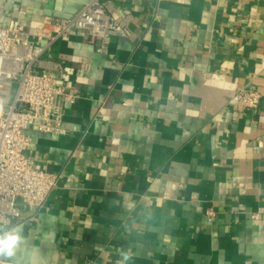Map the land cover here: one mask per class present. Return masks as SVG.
I'll use <instances>...</instances> for the list:
<instances>
[{
    "label": "crops",
    "instance_id": "crops-1",
    "mask_svg": "<svg viewBox=\"0 0 264 264\" xmlns=\"http://www.w3.org/2000/svg\"><path fill=\"white\" fill-rule=\"evenodd\" d=\"M55 1L0 0L67 94L63 133L25 132L59 180L39 211L18 200L8 264H264V0H110L131 35L106 52L82 30L52 41Z\"/></svg>",
    "mask_w": 264,
    "mask_h": 264
},
{
    "label": "built area",
    "instance_id": "built-area-1",
    "mask_svg": "<svg viewBox=\"0 0 264 264\" xmlns=\"http://www.w3.org/2000/svg\"><path fill=\"white\" fill-rule=\"evenodd\" d=\"M131 16L117 20L110 0H91L72 19H55L56 36L52 41L75 30L88 34L92 45L107 51L113 36L131 35ZM45 47H37L21 23L12 19L6 26L0 21V227L11 228L25 223L18 200L32 211H39L56 188L59 177L37 169L27 155L30 127L44 133H63L65 86L45 69ZM36 69L41 72L37 73ZM14 93V100L10 101ZM247 110L259 108L262 95L250 88L236 95ZM209 222L216 212H206Z\"/></svg>",
    "mask_w": 264,
    "mask_h": 264
},
{
    "label": "clouds",
    "instance_id": "clouds-1",
    "mask_svg": "<svg viewBox=\"0 0 264 264\" xmlns=\"http://www.w3.org/2000/svg\"><path fill=\"white\" fill-rule=\"evenodd\" d=\"M25 243L23 225H15L11 228L0 227V264H8V262L12 261L18 250ZM121 255L125 264L131 259L125 252H122Z\"/></svg>",
    "mask_w": 264,
    "mask_h": 264
},
{
    "label": "water",
    "instance_id": "water-1",
    "mask_svg": "<svg viewBox=\"0 0 264 264\" xmlns=\"http://www.w3.org/2000/svg\"><path fill=\"white\" fill-rule=\"evenodd\" d=\"M91 0H64L65 6L62 3L51 2L49 9L52 11L51 15L58 19H72L77 15L87 3Z\"/></svg>",
    "mask_w": 264,
    "mask_h": 264
}]
</instances>
